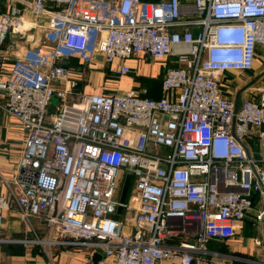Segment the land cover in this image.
<instances>
[{
    "label": "built area",
    "instance_id": "1",
    "mask_svg": "<svg viewBox=\"0 0 264 264\" xmlns=\"http://www.w3.org/2000/svg\"><path fill=\"white\" fill-rule=\"evenodd\" d=\"M30 11L59 48L120 61L118 76H138L127 61L140 55L165 61L162 98L144 89L71 101L77 80L58 51L33 63L34 81L0 78V110L26 132L11 197L0 196V230L14 203L22 221L44 219L50 242L103 250L113 264H218L207 244L235 238L254 194L264 200V88L236 110L221 79L253 70L264 0H33ZM23 15L0 14V48L41 27ZM54 98L59 113L48 120ZM122 170L134 180L124 204ZM255 217L264 222V203Z\"/></svg>",
    "mask_w": 264,
    "mask_h": 264
},
{
    "label": "crops",
    "instance_id": "2",
    "mask_svg": "<svg viewBox=\"0 0 264 264\" xmlns=\"http://www.w3.org/2000/svg\"><path fill=\"white\" fill-rule=\"evenodd\" d=\"M32 1L0 0V14L8 13L15 6L24 13L23 20L41 24V27H33L22 35L11 34L8 37L5 46L0 48L9 57L0 62V78L8 80L12 74H18L28 81H34L41 72L33 63L43 62L58 51L60 58L57 61L68 68L71 76L77 80L71 101L76 100L80 94L139 92L144 89L147 90L148 97L162 98V80L165 76L162 65L165 61L140 55L127 61L128 66L138 71V76L134 73L118 76L116 70L121 66L120 61L110 65L99 54H77L59 48L58 33L46 28V18L36 19L32 15ZM166 63L170 64L171 61L166 60ZM263 63L264 47H260L253 70L230 71L222 76L224 94L236 99L241 90L264 72ZM263 82L264 76L243 91L240 103L246 97L259 99V90L264 88ZM25 139L26 132L20 123L0 110V173L3 178L0 181V196L11 197ZM263 203V198L254 194V209L242 222L237 236L225 242L211 241L207 244L209 252L219 255L218 264H264V222H258L255 217L256 208ZM16 210L17 206L13 203L10 210L3 212L5 225L0 230V264H84L86 260H91L94 264H113V258L107 257L105 253L98 258L99 251L50 242L54 237L41 216L32 217L27 223L20 219ZM26 238L43 242L24 244L10 241ZM258 238L262 239L261 246L256 244ZM172 264H180V260L176 259Z\"/></svg>",
    "mask_w": 264,
    "mask_h": 264
},
{
    "label": "water",
    "instance_id": "3",
    "mask_svg": "<svg viewBox=\"0 0 264 264\" xmlns=\"http://www.w3.org/2000/svg\"><path fill=\"white\" fill-rule=\"evenodd\" d=\"M263 76H264V72L262 74H260L259 76H257L254 80H252V82H250L243 90H241L239 92V94L237 95V98H236V110H238L239 107H240V96H241V93L243 91H245L246 89H248L249 87H251L257 80H259ZM131 180H132V176L130 174H127L126 177H125V180H124V182L122 184L121 191H120V203L121 204H124L126 202V200H127V197L129 195ZM122 210H123V208H122V206H120L118 208V213L121 214ZM0 238H1V236H0ZM101 255H104L103 250H99V254L97 255V257L100 258Z\"/></svg>",
    "mask_w": 264,
    "mask_h": 264
},
{
    "label": "rangeland",
    "instance_id": "4",
    "mask_svg": "<svg viewBox=\"0 0 264 264\" xmlns=\"http://www.w3.org/2000/svg\"><path fill=\"white\" fill-rule=\"evenodd\" d=\"M263 64H264V63H263ZM260 79H261V78H260ZM257 81H258V80H257ZM257 81H256V82H257ZM251 82H252V81H251ZM256 82H255V83H256ZM262 85H264V82H263ZM150 98H151V97H150ZM153 99H154V98H153ZM60 104H61V102H59V100H58L57 98H54V99L52 100L51 107H50V114H49L48 117H47L48 120H51V116H52V115H55V114H58V113H59L58 107H60ZM254 152H255L256 155H258V148H257L256 146H254ZM125 177H126V173H125L124 170H122V171L120 172L119 179H118V185H119V187L122 186V184H123V182H124V180H125ZM133 189H134V180H132V182H131L129 192L131 193ZM121 218H123V215L121 216Z\"/></svg>",
    "mask_w": 264,
    "mask_h": 264
},
{
    "label": "trees",
    "instance_id": "5",
    "mask_svg": "<svg viewBox=\"0 0 264 264\" xmlns=\"http://www.w3.org/2000/svg\"><path fill=\"white\" fill-rule=\"evenodd\" d=\"M145 1V0H144Z\"/></svg>",
    "mask_w": 264,
    "mask_h": 264
}]
</instances>
